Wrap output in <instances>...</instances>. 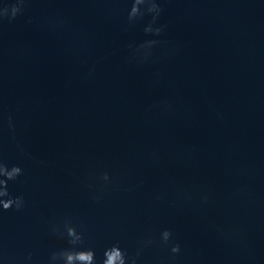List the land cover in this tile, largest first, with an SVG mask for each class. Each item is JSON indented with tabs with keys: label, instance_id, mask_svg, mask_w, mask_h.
<instances>
[{
	"label": "water",
	"instance_id": "95a60500",
	"mask_svg": "<svg viewBox=\"0 0 264 264\" xmlns=\"http://www.w3.org/2000/svg\"><path fill=\"white\" fill-rule=\"evenodd\" d=\"M157 3L0 0V264H65L70 225L97 264L165 229L137 264H264V0Z\"/></svg>",
	"mask_w": 264,
	"mask_h": 264
},
{
	"label": "clouds",
	"instance_id": "9594fccd",
	"mask_svg": "<svg viewBox=\"0 0 264 264\" xmlns=\"http://www.w3.org/2000/svg\"><path fill=\"white\" fill-rule=\"evenodd\" d=\"M21 4V12L25 5V0H19ZM163 9L157 3V0H131V7L128 11L127 20H130L133 16L136 20L142 19L146 14L151 15L152 19L149 25L155 24L157 18L160 16ZM16 17L9 20L11 22ZM59 24H63V21H59ZM164 30V26L155 27L152 32L153 36H159ZM147 33V29H144ZM156 45H159L161 41L155 40ZM162 107L169 109L171 105L163 104ZM7 127L9 131H14V125L11 116L7 118ZM19 148V145H17ZM22 151V149H21ZM23 175V170L17 166L12 165L9 167L2 159H0V211H8L13 209L20 211L24 206L22 197H13L8 191V183L15 181L18 177ZM103 180L108 181L109 177L105 173L103 174ZM156 199H160L159 196ZM208 197L205 195L202 197V202L207 203ZM65 224H68L67 222ZM52 233L58 236L60 239L67 241L68 247L54 251L51 259H60L65 264H97L96 253L91 247H85V237L83 232H78L75 227L68 226L63 234H60L58 229L53 228ZM172 241V233L170 230H162L160 232L159 241L153 238L139 241V249L135 256H130L122 249L119 243H114L110 247H107L103 251V257L100 264H137V258L140 256L144 248L152 245L167 247ZM170 253L176 256L180 253L181 247L178 242H172L170 246Z\"/></svg>",
	"mask_w": 264,
	"mask_h": 264
}]
</instances>
